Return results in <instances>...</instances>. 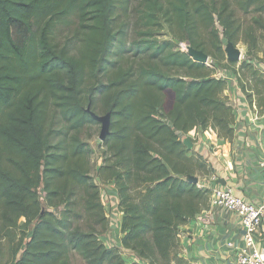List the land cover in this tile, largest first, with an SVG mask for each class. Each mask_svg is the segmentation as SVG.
Wrapping results in <instances>:
<instances>
[{
    "label": "trees",
    "instance_id": "obj_1",
    "mask_svg": "<svg viewBox=\"0 0 264 264\" xmlns=\"http://www.w3.org/2000/svg\"><path fill=\"white\" fill-rule=\"evenodd\" d=\"M119 1L0 0V264H71L73 252L87 264H127L119 247L99 239L107 218L88 174L91 150L79 136L94 121L86 102L98 96L112 114L98 176L115 184L123 247L148 264H171L180 227L208 207L210 189L185 177L196 169L208 177L211 168L182 139L196 127L233 139L227 80L211 76L175 41L152 38L153 28L160 18L177 41L220 64L226 60L221 36L242 40L248 53L264 39V0H141L145 28L128 44L124 28L113 24ZM236 9L251 15L249 26ZM70 15L77 25L60 47L51 33ZM15 26L28 36L21 43L13 38ZM126 49L138 63H119ZM220 66L233 73L250 104L249 91L263 93L264 75L248 58Z\"/></svg>",
    "mask_w": 264,
    "mask_h": 264
},
{
    "label": "crops",
    "instance_id": "obj_2",
    "mask_svg": "<svg viewBox=\"0 0 264 264\" xmlns=\"http://www.w3.org/2000/svg\"><path fill=\"white\" fill-rule=\"evenodd\" d=\"M218 74L211 76L218 77ZM224 78L228 81L224 94L234 114L233 139L225 140L215 132L200 130V127L192 130L195 135L190 131L189 136L193 140L194 150L207 160L210 175L216 176L221 185L231 187L235 195L246 201L264 202V173L261 166L264 160V109L257 107L255 102L250 104L231 71ZM115 202L118 205V196ZM119 213L116 214L117 233L109 235L112 229H108L109 232L106 230V233L99 235L100 240L107 247H119L127 264L134 261L148 264L123 247L122 215ZM244 232L245 228L235 212L210 207L208 202L207 208L180 227L177 253L190 264H233L244 248ZM256 246L264 254V225L257 236Z\"/></svg>",
    "mask_w": 264,
    "mask_h": 264
},
{
    "label": "rangeland",
    "instance_id": "obj_3",
    "mask_svg": "<svg viewBox=\"0 0 264 264\" xmlns=\"http://www.w3.org/2000/svg\"><path fill=\"white\" fill-rule=\"evenodd\" d=\"M128 1L129 2H126L125 0L119 1L115 5V9L113 12V18H114L113 24L115 26V29L119 28L121 26L124 28V30L126 31L127 44L132 42L133 40H137L140 37L139 33L145 28L142 25V19L140 18V9L142 8L140 5L141 0H128ZM236 16L241 21H243V24L245 26H249L252 22L251 21V15H244L237 9H236ZM67 21L68 22H66V23L61 22V23L56 24L54 29L52 30V33H51V37H50L51 40L54 41L55 43H57L58 45H60V47H62L67 42V40L72 36V33H73V31L77 25V18L75 17V15L68 16ZM200 32H201V37H203V39L206 42H208L210 39L208 34L205 31H200ZM12 33H13V38L18 43L23 42L28 37L23 32H21L19 30V28L16 26L12 28ZM152 38L157 39L159 42H161L163 40H173V41L177 42V40L174 38L173 34L171 33L170 29L167 27V25L160 18H159L158 25H155L153 28ZM220 39H221L223 48H225V45L227 44L226 39L223 38L222 36L220 37ZM127 44H126V46H128ZM235 45L241 50V53H242L240 59L237 60L238 64L243 59L248 58V60L251 59L254 62H256L257 64H260L261 66L264 65V39L259 38L258 45L256 48L257 51H256V49H254L255 51L252 50L249 53L247 52L249 49L248 46L242 40H239ZM115 50H116V47L114 48V51H113L114 53L111 54V57L113 60L116 61ZM208 50H210V47ZM117 60L119 61V63L121 62L123 65H125V64H127L129 62H133V61L135 63H138L139 58H137L135 56L134 50H127L126 49L123 53H121L117 56ZM227 60L228 59L226 57V60L222 61L220 64H222V65L225 64ZM220 64L215 63V61H213V59L211 58L210 55H209L208 61L205 63V65L208 67V72L211 75L219 73L218 74L219 77H224V76H226V74L230 73V70L227 68L221 67ZM255 67L260 71L259 72L260 74L262 73L261 75H264V68L263 67H258V66H255ZM115 70H116V65L111 67L109 72H112ZM241 74H242V76L244 74L246 75L245 80L247 82V86L249 88H251L250 90L254 91L255 90L254 86H253L254 79L247 74L246 69L241 71ZM106 78H107V76L103 77V80L106 81ZM260 78H264V77H260ZM227 86H228V81H227L226 87ZM260 87H261V90L263 91V93L261 95L255 94L254 92L256 90L254 92L249 91V94H251V98L253 99L252 102H255L257 107H259L258 104H261V107H264V99H263L264 98V84H260ZM88 105H89V103L86 102V107H88ZM90 109L98 115H105L108 112L103 107V102L100 100L99 96L90 105ZM258 110H261V109L258 108ZM51 117H53L56 120V114L53 113L52 111L50 113V119H51ZM57 127H58V125H57ZM196 128H198V127H196ZM100 130H101V123L94 119L93 122L86 124L80 130L79 136H80L81 140H83L91 150L90 157H89V172H88V174H89L92 182L97 184V187H99V195H100L101 202L103 204V208H104V212H105V216L107 218V224H108V227L106 230L109 232L108 229H112L108 233L110 235L113 233H117V228H119V227H116V222H117L116 214H118V211L120 212V210L118 209V207L116 210V206H118V205L114 206L112 208V210H110V204L116 203L115 201H116V195H117L116 191L117 190H116L114 182L104 183V182H102V180L98 176V170L103 163V154H104L103 152L105 150L104 141H102L100 139V136H99ZM200 130L205 131L206 133L215 132L211 127H208L207 129L201 128ZM197 131H195V132H197ZM192 133L194 134L193 131H192ZM198 134H200V133L198 132ZM188 150H189V154H197V152L194 150V147H192L191 149H188ZM207 168H209V167H206V170H207ZM196 170H197L196 176L199 177V181H200V179H203L202 177L205 174H203V172L199 171L198 169H196ZM38 192H39V196L43 202V207H45V203H44L45 193H44V190L42 189V187L38 188ZM77 197H79V198L84 197V193H83L82 189L79 190ZM78 209L82 213V218L80 219L79 223L81 224V226H84L86 216L83 213L81 204H79ZM119 215H122V213L120 212ZM21 220H23V219H20V222H22ZM104 233H106V231ZM7 263H11V262H7ZM2 264H6V263H2ZM71 264H87V263L83 260V258L78 253L73 252L71 254ZM171 264H190V263L185 258L180 257L177 253V257L172 261Z\"/></svg>",
    "mask_w": 264,
    "mask_h": 264
},
{
    "label": "built area",
    "instance_id": "obj_4",
    "mask_svg": "<svg viewBox=\"0 0 264 264\" xmlns=\"http://www.w3.org/2000/svg\"><path fill=\"white\" fill-rule=\"evenodd\" d=\"M189 46L190 44L187 41L178 40L176 42V48L185 53L188 52ZM249 61L255 66L262 67L260 64H257L251 59H249ZM189 134L190 131L184 136ZM261 166L264 173V160L261 162ZM198 185L206 186L210 189V207L226 208L235 212L239 217L241 224L245 228L243 235L244 248L237 254L233 264H264V254L256 246L257 236L264 225V202H249L241 197H238L234 194L231 187L221 185L217 177L214 175L208 176L207 180L200 181ZM114 206H116V203L110 204V210H112Z\"/></svg>",
    "mask_w": 264,
    "mask_h": 264
},
{
    "label": "water",
    "instance_id": "obj_5",
    "mask_svg": "<svg viewBox=\"0 0 264 264\" xmlns=\"http://www.w3.org/2000/svg\"><path fill=\"white\" fill-rule=\"evenodd\" d=\"M224 50L228 60H239L242 55L241 50L232 42H227ZM187 54L190 55L194 60L202 63H206L209 59V55L206 52L200 49H196L192 46H189ZM86 110L91 114L93 119L101 123L99 136L100 139L104 141L110 133L112 115L111 111H108L105 115H98L90 109V105L86 107ZM182 142L187 147V149H191L194 145L193 140L189 135L184 136ZM185 178L192 183L199 182V177L196 175L188 174Z\"/></svg>",
    "mask_w": 264,
    "mask_h": 264
}]
</instances>
